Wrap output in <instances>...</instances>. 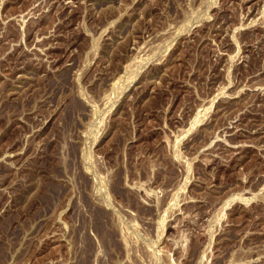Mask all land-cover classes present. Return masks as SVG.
I'll return each mask as SVG.
<instances>
[{
	"label": "rangeland",
	"instance_id": "374dc122",
	"mask_svg": "<svg viewBox=\"0 0 264 264\" xmlns=\"http://www.w3.org/2000/svg\"><path fill=\"white\" fill-rule=\"evenodd\" d=\"M0 264H264V0H0Z\"/></svg>",
	"mask_w": 264,
	"mask_h": 264
}]
</instances>
